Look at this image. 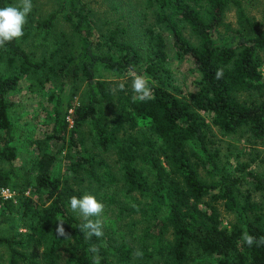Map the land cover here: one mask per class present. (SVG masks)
Wrapping results in <instances>:
<instances>
[{"label": "trees", "instance_id": "trees-1", "mask_svg": "<svg viewBox=\"0 0 264 264\" xmlns=\"http://www.w3.org/2000/svg\"><path fill=\"white\" fill-rule=\"evenodd\" d=\"M144 1L156 25L170 34L177 55L192 59L200 74L196 91L185 93L173 84L168 44L160 32L147 29L144 46L123 42L124 29H95L78 0H60L45 19L28 18L21 39L0 47V191L16 194L15 203L4 202L0 220L8 264H92L91 245L99 248L101 264H264V246L249 248L241 239L245 226L249 234L264 236V176L246 172L261 202L243 195L239 181L220 166L212 129L223 137L245 132L264 139V97L259 104L241 99L264 88L259 55L264 31L238 0ZM10 3L0 0V8ZM230 7L236 28L224 24ZM61 15L78 40L71 51L49 39ZM186 29L195 44L184 36ZM29 38L44 48L40 58L22 46ZM218 68L224 70L222 79L215 77ZM102 71L144 75L152 97L134 101L131 90L112 88ZM25 78L34 80L30 91L52 83L59 87L50 136L54 149L38 148L30 176L14 165L8 100ZM78 82L85 95L73 105ZM83 128L89 145L79 137ZM64 150L69 151L67 179L53 172ZM85 193L111 215L101 221L100 238L85 239L79 229L83 221L68 204L71 196ZM218 204L234 216L227 227L221 225ZM60 220L68 238L56 235ZM137 248L142 258L134 255Z\"/></svg>", "mask_w": 264, "mask_h": 264}, {"label": "rangeland", "instance_id": "rangeland-1", "mask_svg": "<svg viewBox=\"0 0 264 264\" xmlns=\"http://www.w3.org/2000/svg\"><path fill=\"white\" fill-rule=\"evenodd\" d=\"M80 5H83L89 12L93 21V27L102 28L115 26L124 29L121 37L123 42L136 43L144 46L143 33L147 29H153L155 32H160L168 44L169 51L168 68L172 73L173 84L179 87L183 92H194L197 90V81L200 79V74L196 71L194 63L189 57H179L173 48L170 41V34L163 31L156 25L152 10L145 8L144 0H78ZM244 8L246 14L255 22L260 24V28L264 31V0H238ZM18 0H11L10 5L15 6ZM60 0H32L31 12L27 15L28 18L45 19L50 13L58 9ZM224 24L231 28H236V14L234 7H230L224 17ZM27 22L23 30H27ZM50 40L55 39L60 45L66 46L67 51H71L72 47L78 45V40L71 26L66 23L61 16L57 18L54 28L51 30ZM105 31V30H104ZM224 28L220 27L218 35L224 34ZM51 33V32H50ZM184 36L193 44L196 40L190 34L189 30L183 31ZM52 36V38H51ZM40 37H43V35ZM37 40H41L37 37ZM21 39V38H19ZM105 43L104 39L99 41ZM24 49L32 54L35 53L37 58L41 57L44 48L39 43H33L29 38L22 43ZM105 48V47H104ZM143 53V52H142ZM262 65L260 71L264 80V50L259 53ZM100 77H104L110 81L111 87L123 88L131 90V73H126L121 77L112 76L105 72L100 73ZM34 82L32 78L21 80L18 87L10 93L8 100L13 102L9 117L13 124L14 137L13 142L17 158L14 165L19 170L20 174L32 175L36 171L35 162L38 158L41 147L46 151L53 150V141L50 139L53 124V105L54 98L59 93L58 83H52L45 86L41 91H30L29 86ZM84 83L78 82L75 92L71 96L73 105L78 104L84 99ZM264 97V88L259 91H252L250 94L242 95L241 99L247 102L253 101L259 104ZM207 120L210 121V116L204 114ZM214 139L216 141L214 147L219 150V163L224 167L227 173H231L238 181V187L243 195L250 194L252 200L261 202L260 193L254 190V187L246 172H252L264 176V139H254L250 133L238 132L235 135L223 137L219 130L212 128ZM86 128H83L79 137L84 139L85 145H89ZM69 151L64 150L57 159L54 167V174L61 178H70L71 173L65 156ZM112 163L113 158L109 159ZM203 176V174H202ZM28 192L26 193V195ZM15 192L4 189L0 191V220L1 214L6 210L4 202L7 200L16 202ZM113 209L115 205L111 206ZM105 208V207H104ZM219 218L222 226H229L234 221V216L228 213L222 204H218ZM6 216V213H5ZM108 216L103 210L101 221H107ZM11 221V220H10ZM6 227L0 224V234H3ZM8 254L3 247H0V264H8Z\"/></svg>", "mask_w": 264, "mask_h": 264}, {"label": "clouds", "instance_id": "clouds-1", "mask_svg": "<svg viewBox=\"0 0 264 264\" xmlns=\"http://www.w3.org/2000/svg\"><path fill=\"white\" fill-rule=\"evenodd\" d=\"M32 6V0H18L15 6L9 5L0 8V47L24 35L23 27L27 22L26 17L31 12ZM223 74V68H218L215 72L216 79H222ZM131 89L135 94L132 97L134 101H145L152 97V89L149 87L148 80L144 75L137 74L135 71L131 72ZM120 90H123V85L120 86ZM68 204L71 211L78 213L83 221L79 225V229L84 234L85 239L91 240L93 236L100 238L104 235L101 220L93 219L101 216L104 204L98 201L94 195L85 193L80 198L71 196ZM63 224V220H60L56 227V235L68 238ZM241 239L249 248L264 246V236L256 237L249 234L246 226L242 231ZM99 251L96 245L90 246L89 252L92 253V264H101ZM134 255L137 258H142L144 253L137 248Z\"/></svg>", "mask_w": 264, "mask_h": 264}]
</instances>
